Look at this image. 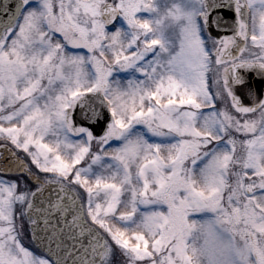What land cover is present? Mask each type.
<instances>
[{
  "label": "snow or ice",
  "instance_id": "obj_1",
  "mask_svg": "<svg viewBox=\"0 0 264 264\" xmlns=\"http://www.w3.org/2000/svg\"><path fill=\"white\" fill-rule=\"evenodd\" d=\"M197 3L165 55L150 0H0V264H189L206 212L264 264V0Z\"/></svg>",
  "mask_w": 264,
  "mask_h": 264
},
{
  "label": "clouds",
  "instance_id": "obj_2",
  "mask_svg": "<svg viewBox=\"0 0 264 264\" xmlns=\"http://www.w3.org/2000/svg\"><path fill=\"white\" fill-rule=\"evenodd\" d=\"M150 3L153 8L149 19L151 37L159 41L165 55H174L184 39L190 16L198 8L197 0H150ZM118 32V38L124 42L126 33ZM194 179L198 187L209 188L210 182L205 177ZM235 232L233 225L223 223L215 214L204 220L188 218L184 240L189 264H235L236 250L243 247V241Z\"/></svg>",
  "mask_w": 264,
  "mask_h": 264
},
{
  "label": "rangeland",
  "instance_id": "obj_3",
  "mask_svg": "<svg viewBox=\"0 0 264 264\" xmlns=\"http://www.w3.org/2000/svg\"><path fill=\"white\" fill-rule=\"evenodd\" d=\"M140 15H141L140 19H151L152 18V14L147 13V12L138 13V17ZM117 30H122V31H125V32L130 31L129 26L127 25V22L123 19L122 16L120 17V20H119L118 24L115 26V28L111 31L110 34L115 33ZM160 207H161V210L164 211L165 213L168 211L166 205H163V206H160ZM212 216H213L212 213H207L206 212V213H202V214L191 215L189 217V219L190 220H193V219L204 220V219L212 218ZM115 256H116V259H120L121 258V254L119 252H117L115 254Z\"/></svg>",
  "mask_w": 264,
  "mask_h": 264
},
{
  "label": "flooded vegetation",
  "instance_id": "obj_4",
  "mask_svg": "<svg viewBox=\"0 0 264 264\" xmlns=\"http://www.w3.org/2000/svg\"><path fill=\"white\" fill-rule=\"evenodd\" d=\"M138 18H141V15H140ZM119 20H120V17H119L118 21L116 22V24L114 25V27H113L112 29H107V28H106V31H107L108 33H111V31H112V30L115 28V26L118 24Z\"/></svg>",
  "mask_w": 264,
  "mask_h": 264
},
{
  "label": "water",
  "instance_id": "obj_5",
  "mask_svg": "<svg viewBox=\"0 0 264 264\" xmlns=\"http://www.w3.org/2000/svg\"><path fill=\"white\" fill-rule=\"evenodd\" d=\"M117 19H118V17H117ZM116 21H117V20H116ZM116 21H115V22H116ZM115 22H114V23H115ZM114 23H113V24H114ZM113 24H112V25H113ZM112 25H108L107 28H110Z\"/></svg>",
  "mask_w": 264,
  "mask_h": 264
}]
</instances>
